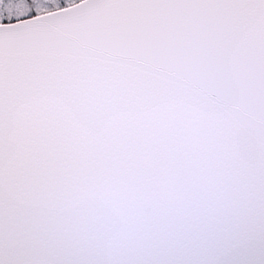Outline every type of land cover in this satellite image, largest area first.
<instances>
[{"label":"snow or ice","instance_id":"obj_1","mask_svg":"<svg viewBox=\"0 0 264 264\" xmlns=\"http://www.w3.org/2000/svg\"><path fill=\"white\" fill-rule=\"evenodd\" d=\"M0 264H264V0H0Z\"/></svg>","mask_w":264,"mask_h":264}]
</instances>
